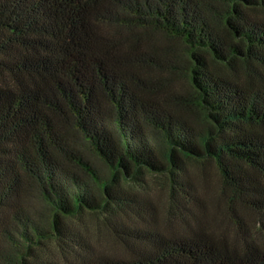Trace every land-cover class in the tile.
<instances>
[{
	"label": "trees",
	"instance_id": "trees-1",
	"mask_svg": "<svg viewBox=\"0 0 264 264\" xmlns=\"http://www.w3.org/2000/svg\"><path fill=\"white\" fill-rule=\"evenodd\" d=\"M147 176L168 186L169 227ZM245 214L264 220V0H0V264H264ZM85 215L120 249L95 250Z\"/></svg>",
	"mask_w": 264,
	"mask_h": 264
},
{
	"label": "rangeland",
	"instance_id": "rangeland-1",
	"mask_svg": "<svg viewBox=\"0 0 264 264\" xmlns=\"http://www.w3.org/2000/svg\"><path fill=\"white\" fill-rule=\"evenodd\" d=\"M137 30H135L136 32ZM132 31L125 30L122 36V39H127L131 35ZM141 37L144 42L147 44H151L152 46H163L167 45L171 47L175 54L184 55L183 52V44L177 40L166 36L162 32L158 31H142L138 37ZM131 40V38H130ZM163 79L169 81V85L171 87H176L180 91H184L185 93H190V84L186 77H178L172 74H163L160 75ZM165 82V80H162ZM204 174L207 177L208 182L200 179L198 182L196 181L198 187V197L199 199L205 203L206 207V215L209 219L212 218L214 214H218L220 211V207L216 206L215 196L218 192L223 189V186L220 181L219 170L214 162H208L204 166ZM188 175L195 179L202 177L201 174V166L195 164L188 165ZM201 176V177H200ZM146 182H138L135 186L138 189H143L148 197L155 204L157 208V212L159 215V225L161 227H169V218L170 214V203H169V189L163 178L147 176L145 177ZM245 219L255 224H263L264 220L261 221L258 215L255 214H245ZM261 221V222H260ZM75 227L81 231L85 237L91 242L95 250H109V251H117L119 250V244L112 237L109 230L107 229L105 223L101 218L92 217L89 215H85L81 220L80 219H72ZM222 224L225 229L229 232V234H234V223L230 221V219L226 217H222Z\"/></svg>",
	"mask_w": 264,
	"mask_h": 264
}]
</instances>
